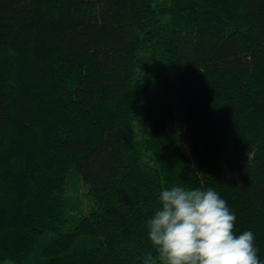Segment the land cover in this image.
<instances>
[{"label": "trees", "instance_id": "16d2710c", "mask_svg": "<svg viewBox=\"0 0 264 264\" xmlns=\"http://www.w3.org/2000/svg\"><path fill=\"white\" fill-rule=\"evenodd\" d=\"M172 186L264 260V0H0V263L143 264Z\"/></svg>", "mask_w": 264, "mask_h": 264}, {"label": "clouds", "instance_id": "9594fccd", "mask_svg": "<svg viewBox=\"0 0 264 264\" xmlns=\"http://www.w3.org/2000/svg\"><path fill=\"white\" fill-rule=\"evenodd\" d=\"M159 201L146 221L155 256L143 264H264L255 234H234L236 214L214 188L165 187Z\"/></svg>", "mask_w": 264, "mask_h": 264}, {"label": "rangeland", "instance_id": "374dc122", "mask_svg": "<svg viewBox=\"0 0 264 264\" xmlns=\"http://www.w3.org/2000/svg\"><path fill=\"white\" fill-rule=\"evenodd\" d=\"M0 264H13V261L8 259V260L2 261Z\"/></svg>", "mask_w": 264, "mask_h": 264}]
</instances>
